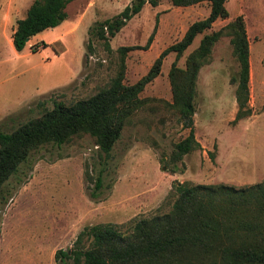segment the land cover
I'll return each mask as SVG.
<instances>
[{
	"label": "rangeland",
	"instance_id": "obj_1",
	"mask_svg": "<svg viewBox=\"0 0 264 264\" xmlns=\"http://www.w3.org/2000/svg\"><path fill=\"white\" fill-rule=\"evenodd\" d=\"M32 1L0 0V129L5 132L51 109L54 101L69 104L107 86L119 68V47H136L127 51L123 80L135 83L163 49L210 10L207 1L184 7L166 0L155 7L146 3L105 45L92 35L93 29L132 0H71L65 21L39 33L18 52L12 34ZM225 5L228 17L197 35L176 63L184 68L186 56L205 33L241 15L257 76L249 99L255 114L264 101L258 97L264 0H227ZM156 20L153 40L143 48ZM175 57L174 52L164 57L159 75L139 94L146 104L108 154L99 151L90 135L73 136L33 151L9 177L0 191V264H59L56 250L71 248L84 226L113 223L123 230L136 217L166 213L174 186L185 181L243 188L264 180L255 115L230 123L237 108L230 78L239 67L226 35L216 41L196 80L194 127L201 149L170 161L174 143L188 134L168 106V71Z\"/></svg>",
	"mask_w": 264,
	"mask_h": 264
},
{
	"label": "trees",
	"instance_id": "obj_2",
	"mask_svg": "<svg viewBox=\"0 0 264 264\" xmlns=\"http://www.w3.org/2000/svg\"><path fill=\"white\" fill-rule=\"evenodd\" d=\"M71 0H33L26 15L18 19L12 34V45L18 52L39 33L55 28L67 18L66 6ZM163 0H132L116 15L97 23L92 35L105 45L138 14L147 3L157 6ZM184 7L209 2L208 15L192 22L181 39L163 49L147 73L135 83L123 82L125 58L133 46L118 48L120 62L107 86L93 95L69 104L54 101L53 107L28 119L10 132L0 129V191L29 155L46 144L61 145L73 136L90 135L99 151L108 154L122 130L132 122L135 113L147 102L139 96L145 85L157 77L164 57H176L168 71L172 101L171 110L178 115L188 134L174 143L170 161L201 149L195 137L194 113L196 80L200 68L209 61L212 47L226 35L238 63V74L230 78L235 84L237 110L232 125L253 114L249 105L250 61L249 39L241 15L218 30L205 33L196 48L185 59V67L176 63L195 37L210 29L217 19H226L227 0H166ZM157 29V20L143 48H148ZM264 107V105H263ZM213 158V154L210 153ZM99 178L96 188L99 187ZM173 202L168 212L136 217L118 226L113 223L86 225L77 234L72 247L57 249L59 264H264V180L243 188L224 184L174 186ZM94 195V194H93Z\"/></svg>",
	"mask_w": 264,
	"mask_h": 264
},
{
	"label": "crops",
	"instance_id": "obj_3",
	"mask_svg": "<svg viewBox=\"0 0 264 264\" xmlns=\"http://www.w3.org/2000/svg\"><path fill=\"white\" fill-rule=\"evenodd\" d=\"M249 51H250V55H251V45H250V43H249ZM250 55H249V61H250V81H249V86H250V92H251V90L253 88V84H254V82L257 79V76H256V72H254V70L252 69ZM258 85H259L258 97H264V50L258 56ZM263 105H264V101H263ZM236 110H237V108H236ZM252 115H255V120H256V123L258 124L259 144L262 146L263 151H264V107L261 108V110L259 112L255 113V114H252ZM234 117H235V115H234ZM234 117H233V119H234ZM241 120H244V119H241ZM241 120H239V121H241ZM218 148H219V142H218Z\"/></svg>",
	"mask_w": 264,
	"mask_h": 264
}]
</instances>
